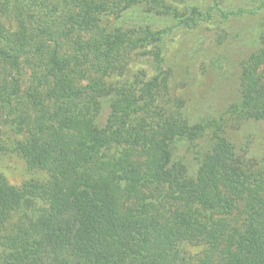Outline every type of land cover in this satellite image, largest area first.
Returning <instances> with one entry per match:
<instances>
[{"label": "trees", "instance_id": "16d2710c", "mask_svg": "<svg viewBox=\"0 0 264 264\" xmlns=\"http://www.w3.org/2000/svg\"><path fill=\"white\" fill-rule=\"evenodd\" d=\"M248 1L182 12L165 0H0V108L26 137L15 151L51 175L22 187L0 176V264H264V169L247 164L227 131L264 121V34L240 62L236 98L196 119L171 95L174 29L124 19L142 4L175 28L213 11L264 19V0ZM110 15L108 32L100 21ZM141 49L154 75L130 77ZM190 148L201 149L198 168ZM189 244L203 254L187 259Z\"/></svg>", "mask_w": 264, "mask_h": 264}, {"label": "rangeland", "instance_id": "374dc122", "mask_svg": "<svg viewBox=\"0 0 264 264\" xmlns=\"http://www.w3.org/2000/svg\"><path fill=\"white\" fill-rule=\"evenodd\" d=\"M216 2L222 8L236 11L250 3L248 0H165L166 4L179 8L182 12L190 7H199L207 12L216 6ZM6 18L1 19L14 31L17 26L13 18ZM124 19L131 27L145 24L153 31L174 29L168 36L165 55L171 95L183 100L189 115L196 119L219 116L236 98L239 91L240 62L258 48L260 35L264 34L263 17L248 14L226 20L221 14L213 11L212 17L200 26L185 29L175 28L178 21L170 15L151 11L149 5L142 4L127 11ZM100 22L104 30L111 32L115 28L117 18L116 15H110ZM149 50L133 52L129 65L130 74L128 73L130 77L135 72L154 75L152 63L148 58L151 52ZM12 121L13 118H6L0 108V141L5 145V149L0 152V176L16 187L28 183H49L51 175L48 171L30 167L15 151L18 143L26 137L13 128ZM227 131L238 145L247 164L253 170L264 169V121L247 124L241 129L234 125L229 126ZM181 147V152L186 153L188 144L182 142ZM195 151L196 154L193 155L190 148L188 164L198 168L196 157L201 149ZM241 209L238 212H241ZM204 249L202 245L189 244L183 254L190 259L192 255L194 257L203 254Z\"/></svg>", "mask_w": 264, "mask_h": 264}]
</instances>
